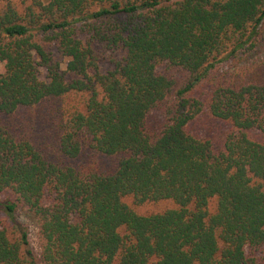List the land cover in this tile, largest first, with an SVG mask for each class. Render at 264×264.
<instances>
[{"label": "trees", "instance_id": "trees-1", "mask_svg": "<svg viewBox=\"0 0 264 264\" xmlns=\"http://www.w3.org/2000/svg\"><path fill=\"white\" fill-rule=\"evenodd\" d=\"M263 28L264 0H0V264H264Z\"/></svg>", "mask_w": 264, "mask_h": 264}, {"label": "rangeland", "instance_id": "rangeland-1", "mask_svg": "<svg viewBox=\"0 0 264 264\" xmlns=\"http://www.w3.org/2000/svg\"><path fill=\"white\" fill-rule=\"evenodd\" d=\"M250 61H254L257 63H264V28L259 36L257 41L256 48L251 54ZM63 68H65V64H63ZM105 68V67H104ZM226 69V66H225ZM2 70V66L0 63V71ZM45 75V71L43 70V77ZM161 121V115L155 112L151 119L150 124L153 128H157ZM191 130L199 136H219L222 132V126L220 123L213 121L208 115L203 114L198 117L190 126ZM168 204H160V205H148L141 207L142 211L148 212L152 210H160L167 207ZM7 220L6 212L0 207V225L1 222ZM15 220L18 222L28 233L30 246L36 252H39L40 243H39V233L38 226L36 221L31 215H28L24 210H19L15 213ZM264 251V248H263Z\"/></svg>", "mask_w": 264, "mask_h": 264}]
</instances>
